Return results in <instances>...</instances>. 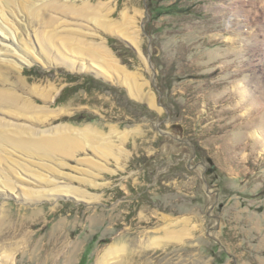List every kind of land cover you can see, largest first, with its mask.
Returning <instances> with one entry per match:
<instances>
[{"label":"rangeland","instance_id":"374dc122","mask_svg":"<svg viewBox=\"0 0 264 264\" xmlns=\"http://www.w3.org/2000/svg\"><path fill=\"white\" fill-rule=\"evenodd\" d=\"M22 1L0 0V27L21 36L27 49L10 45L29 63H18L20 70L3 64L0 89L42 111L0 115L52 134L70 126L78 139L99 134L98 144L85 141L69 158L54 154L52 163L59 183L88 190L96 202L1 192L0 264H97L111 245L123 250L105 264H264V139L255 135L264 115L241 102L259 90L260 53L232 0H38L61 6L47 11L57 34L105 43L155 106L89 69L87 52L70 54L54 40L41 47L35 35L43 24ZM123 17L136 44L116 34ZM58 56L83 71L47 66ZM50 88L46 100L37 96ZM165 227L187 234L151 245Z\"/></svg>","mask_w":264,"mask_h":264},{"label":"bare ground","instance_id":"6f19581e","mask_svg":"<svg viewBox=\"0 0 264 264\" xmlns=\"http://www.w3.org/2000/svg\"><path fill=\"white\" fill-rule=\"evenodd\" d=\"M23 1L22 6L24 10L28 12L30 19L43 24V30L39 35H35L41 47L44 46V42L46 43L47 41L54 40L56 43L65 48V50L70 54L74 55V53H76L78 54L77 56H85V53L87 52L90 60L93 61V63L89 65V69L96 70V73H98V75H102L108 80L111 78L119 80L124 86L129 88L130 93L134 98L141 100L149 104L150 106L156 105H154L152 93L138 94V89L135 90L134 88L135 83H137L138 77L135 76V74L128 72V70L120 64L119 60L114 57L111 50L107 48L105 43L102 47L85 45L80 39H74L73 36H67L65 32H67L68 30L65 31L64 29V34H57L55 30L56 25H54L55 19H53L54 17L51 18L47 11L49 9H61L60 5L57 7V5L51 1H49L48 3H40L39 1L40 4H36L38 3V0ZM230 5L231 8L235 10L239 19L244 23V27L250 30L251 35L255 38V50L260 53V59L258 61L260 67L259 73L263 78V81H261L259 73L255 76V82H260L259 84H257L259 90H257V87H255V99L251 100L250 93L248 92V95L246 97L241 98V102H250L252 104V106H250L252 107V109H254V107H261L260 109L263 111L264 115V0H232V3ZM123 19V24L116 26V28L113 27L115 30L117 29L119 33L116 34L118 36L125 37L129 42L136 44L137 33L125 27V24L126 26L128 25L127 18L123 17ZM49 29V37H47V30ZM112 32L116 31L108 29L106 33ZM258 43L259 46H257ZM10 44L17 45L18 49L20 50V47H22V49H27L20 35H17L16 38L14 36L13 38V35L10 31H5V28L0 27V67H2L3 64H6L20 70L22 69V67L19 66L18 63L20 65H26L27 63H29V60L19 56L17 54V51L13 48V45ZM21 44L24 47L21 46ZM7 56L20 58L10 59ZM35 58L40 57L35 56ZM35 58L34 60L36 62L43 64L41 62V59ZM56 60V62L47 66L51 67L53 65H62L68 67L69 70L79 69L83 71V68L75 67L74 64H76L77 62L73 61V59L68 58L67 56H58ZM83 67L84 69H87L85 68V66ZM1 80L2 79H0V84L4 81ZM243 85L247 87L245 84ZM27 90L29 91L27 92L32 96L33 90ZM44 91L46 90H43V92H41L40 94L37 93V96H40L41 98L46 100V96L49 97L53 89L50 88L48 91H46L48 92V94L46 95ZM43 93L45 96H42ZM27 102L28 103H23L21 96L14 91L9 92L8 90L0 89L1 114L7 115L12 118H20L22 116H25V112H27V114L31 113L33 115L41 113L42 110H40L37 105L35 106L30 100H28ZM244 105L246 106V104ZM246 113H249V110H247ZM69 127L70 126H63L62 132L58 131L57 133L52 134L48 131H39L34 128V126H30L24 122L6 120L3 116L0 115V194L1 192H4L5 194L15 192L21 199L28 201L41 200L48 197L50 194H65L73 195L77 198H80V200L82 201H87L88 203H94L96 197L94 198V196L88 190L83 191L73 186L63 185L59 183V180H57V177H55L56 168L52 167V163L54 162L53 160L55 157L54 154H59L64 158H69L73 156V153H75L76 151L78 152V150L82 148L85 141L90 140L91 142L92 140L97 144L101 142V137L99 136V134H95L96 136L94 135V137L91 136V134L86 133V135H84L80 139H78L79 137L75 138L73 136H70L71 134L69 133V131L71 128ZM255 135H257L259 138L264 139V125H262L255 132ZM95 150L100 151V148L95 147ZM61 165L68 166L69 164L62 162ZM66 167L64 168V170L67 169ZM37 169L41 171L39 172ZM63 173L66 174L65 171ZM4 225L5 224L3 217H0V237H2L4 234ZM163 229L165 232L164 236L155 238L153 240H150L151 238H149V242L151 245L159 246L165 242L179 241L181 237L187 234L185 232V229L168 230L169 228L166 227ZM30 233L31 232L26 231L22 236L28 239ZM23 242L24 247L26 245L28 247V241L24 240ZM5 243L8 244L10 243V241L8 242L7 240L6 242H4V244ZM122 250L123 249L117 245H111L107 250L101 252L98 255L97 264H105L106 260L111 255H116ZM57 257L58 254L53 258L56 259Z\"/></svg>","mask_w":264,"mask_h":264}]
</instances>
